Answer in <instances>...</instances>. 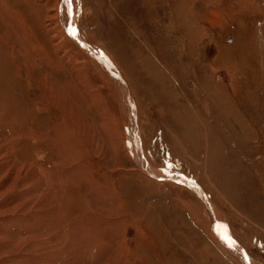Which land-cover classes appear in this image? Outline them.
<instances>
[{
    "label": "rangeland",
    "instance_id": "rangeland-1",
    "mask_svg": "<svg viewBox=\"0 0 264 264\" xmlns=\"http://www.w3.org/2000/svg\"><path fill=\"white\" fill-rule=\"evenodd\" d=\"M0 238V264H264V0H0Z\"/></svg>",
    "mask_w": 264,
    "mask_h": 264
},
{
    "label": "bare ground",
    "instance_id": "bare-ground-1",
    "mask_svg": "<svg viewBox=\"0 0 264 264\" xmlns=\"http://www.w3.org/2000/svg\"><path fill=\"white\" fill-rule=\"evenodd\" d=\"M61 33V32H60ZM82 44V43H81ZM97 54V53H96ZM111 66V65H110ZM118 73V72H117ZM124 88V90H126V92L125 93H127V91L129 90H127L125 87H123ZM128 93H129V91H128ZM126 95V94H125ZM130 99H132V96H130ZM131 101V100H130ZM128 104H130V103H128ZM159 174H157V176H158ZM191 182V181H190ZM193 185H195V187L196 188H198V189H200L195 183H193V182H191ZM205 201V200H204ZM207 204V203H206ZM209 205V204H208ZM225 238V237H224ZM225 239H227V238H225ZM0 240H1V238H0ZM227 241V243L228 244H230V243H232L233 244V242H230L228 239L226 240ZM226 243V244H227ZM243 260H245L246 262V264H254L251 260L250 261H248L246 258H244Z\"/></svg>",
    "mask_w": 264,
    "mask_h": 264
},
{
    "label": "snow or ice",
    "instance_id": "snow-or-ice-1",
    "mask_svg": "<svg viewBox=\"0 0 264 264\" xmlns=\"http://www.w3.org/2000/svg\"><path fill=\"white\" fill-rule=\"evenodd\" d=\"M73 35L75 34V32L72 33Z\"/></svg>",
    "mask_w": 264,
    "mask_h": 264
}]
</instances>
